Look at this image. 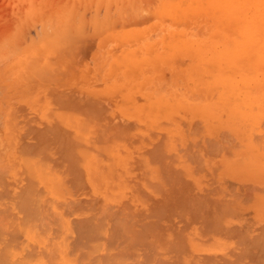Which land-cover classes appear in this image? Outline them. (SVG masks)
Wrapping results in <instances>:
<instances>
[{"label":"rangeland","instance_id":"obj_1","mask_svg":"<svg viewBox=\"0 0 264 264\" xmlns=\"http://www.w3.org/2000/svg\"><path fill=\"white\" fill-rule=\"evenodd\" d=\"M0 177L3 264H264V0H0Z\"/></svg>","mask_w":264,"mask_h":264},{"label":"bare ground","instance_id":"obj_2","mask_svg":"<svg viewBox=\"0 0 264 264\" xmlns=\"http://www.w3.org/2000/svg\"><path fill=\"white\" fill-rule=\"evenodd\" d=\"M98 1H99V0H98ZM100 2H102V1H100ZM97 3H99V2H97ZM108 13H109V12H108ZM63 18H64V17H63ZM65 18H66V17H65ZM70 19H71V18H70ZM66 21H67V20H66ZM70 22H71V21H70ZM67 23H68V22H67ZM71 23H72V22H71ZM102 23H104V22L102 21ZM65 24H66V22H65ZM71 25H72V24H71ZM46 26H47V25H46ZM47 27H48V26H47ZM97 27H98V26H97ZM48 29H49V28H48ZM68 35H69V34H68ZM72 35H73V34H72ZM52 98H53V97H52ZM239 106H240V105H239ZM239 106H238V107H239ZM240 108H241V107H240ZM243 110H244V109H243ZM43 125H44V124H43ZM63 136H64V135H63ZM29 152H30V151H29ZM23 162H24V161H23ZM1 166H2V165H1ZM31 166H32V165H31ZM32 168H33V167H32ZM27 170H28V169H27ZM2 171H3V170H2ZM8 172H9V171H8ZM34 173H35V172H34ZM0 178H1V177H0ZM15 179H16V178H15ZM15 179H14V180H15ZM12 180H13V179H12ZM10 183H11V182H10ZM18 183H19V182H17L16 184H18ZM22 184H23V183H21V185H22ZM25 184H26V183H25ZM19 186H20V184H19ZM16 188H17V187H16ZM19 188H20V187H19ZM19 188H18V189H19ZM50 188H51V187H50ZM18 189H17V190H18ZM5 190H6V189H5ZM17 190H16V192H15L16 194L18 193ZM21 190H22V189H21ZM24 190L27 191V190H29V189H24ZM24 190H23V192H24ZM32 190H33V189H32ZM19 191H20V190H19ZM30 191H31V189H30ZM23 192H22V193H23ZM27 192H28V191H27ZM33 192H34V191H33ZM22 193L20 192L19 195H18V194H17V195L15 194L14 199H13L14 203L12 204V207L15 208V209H18V210H20V211H27V212H28L29 209H30V206H31V205H30V203L27 202V200H26V204L23 205V201H24L26 198H25L23 195L20 196V194H22ZM28 193H29V192H28ZM34 193H35V192H34ZM25 194H26V192H25ZM31 194H32V193H31ZM35 194L37 195V193H35ZM33 195H34V194H33ZM26 196H29V194H26ZM32 197H33V196H32ZM34 198H36V197H34ZM34 198H33V199H34ZM31 200H32V199H31ZM28 201H29V200H28ZM24 202H25V201H24ZM33 202H34V201H33ZM35 202H36V200H35ZM42 204H43V203H42ZM37 205H39V204H37ZM43 205H44V204H43ZM35 206H36V205H35ZM45 207H46V205H45ZM6 208H7V207H6ZM4 209H5V207H4ZM43 209H44V207H43ZM30 210H31V209H30ZM44 211H46V210H44ZM3 212H5V211L3 210ZM7 212L11 213L10 211H7ZM15 213H17V212H15ZM41 213H43V210H42ZM4 214H5V213H4ZM12 214H13V213H12ZM23 214H24V213H23ZM35 214H36V213H35ZM37 214H38V213H37ZM7 215H8V214H7ZM9 215H10V214H9ZM21 215H22V214H21ZM32 215H33V214H32ZM38 215H39V214H38ZM4 216H5V215H3V217H4ZM16 216H17V215H16ZM24 216H25V214H24ZM40 216H41V214H40ZM45 216H46V215H45ZM3 217H2V218H3ZM7 217H8V216H7ZM14 217H15V216H14ZM35 217H37V215H36ZM42 217H43V216H42ZM16 218H17V217H16ZM24 218H25V217H24ZM24 218H22L24 222L21 221L22 223H19V224H20V230H21V227L24 229V228H26L25 226H27L29 223H32L31 221H30V222L26 221V222H28V223H26V222H25V219H26V218H25V219H24ZM0 219H1V218H0ZM33 219H34V218H33ZM43 219H45V218H42V220H43ZM20 220H21V218H20ZM34 220H38V219H34ZM5 221H6V220H5ZM7 222H8V221H6L5 223L7 224ZM12 222H13V221H12ZM37 222H38V221H37ZM41 222H42V221H41ZM87 222H88V221H87ZM10 223H11V222H10ZM23 223H26V225H23ZM43 223H44V222H43ZM43 223H42V225H44ZM21 224H22L23 226H22ZM32 225H33V224H32ZM39 225H40V223H39ZM1 226H4V225L1 223ZM16 226H18V225H16ZM28 226H29V225H28ZM29 227H30V226H29ZM29 227H28L27 229H29ZM36 227H37V226H36ZM39 227H40V226H39ZM13 228H14V227H13ZM3 229H4V227H3ZM5 229H6V228H5ZM14 229H15V228H14ZM23 229H22V231H20V230H19V231H20V232H24ZM36 229L38 230V227L34 229V232H35ZM16 230L18 231L17 227H16ZM16 230H15V231H16ZM24 230H25V229H24ZM30 230H31V228H30ZM37 230H36V232H37ZM0 232H1V231H0ZM12 232H13V231H12ZM20 232H19V233H20ZM236 232H237V231H236ZM38 233H39V231H38ZM226 233H227V232H226ZM258 233H259V232H258ZM16 234H17V233H16ZM34 234H36V236H38L37 233H34ZM34 234H33V235H34ZM234 234H235V232H234ZM30 235H32V234H30ZM33 235H32V236H33ZM34 236H35V235H34ZM36 236H35V237H36ZM240 236H241V235H240ZM1 237H3V236H1ZM5 237H6V236H5ZM39 238H40V237H39ZM261 238H262V236H261ZM14 240H15V239H14ZM14 240H13V241H14ZM16 240H17V238H16ZM7 241H8V239H7ZM238 241H239V240H238ZM238 241H237V243H238ZM0 245H2V244H0ZM6 245H7V244H6ZM236 245H237V244H236ZM8 246H9V245H8ZM19 246H20V245H19ZM32 246L34 247L33 244H32ZM32 246L29 245V247H31V248H32ZM0 247H1V246H0ZM17 247H18V246H17ZM7 248H8V247H7ZM41 249H42V248H41ZM2 250H3V249H2ZM26 250H27V249H26ZM42 250H43V249H42ZM245 251H246V250H245ZM41 252H43V251H41ZM0 253H3V252H1V249H0ZM4 253H5V251H4ZM8 253H9V252H8ZM26 253H27V252H26ZM10 254H11V253H10ZM30 254H31V253L29 252L28 255L30 256ZM40 254H41V253H39V255H40ZM4 255H5V254H4ZM24 255H25V254H24ZM5 256H8V254L5 255ZM41 256H42V259H43V258H44V257H43V256H44L43 253L41 254ZM25 257H26V256H25ZM35 257H36V256H35ZM30 258H31V257H30ZM0 260H1V259H0ZM27 260H28V258H27ZM43 260H45V259H43ZM29 261H30V260H29ZM38 261H39V260H38ZM225 261L227 262V260H225ZM238 261H240V260H238ZM238 261H236V262H238ZM31 262H32V260H31ZM31 262H30V263H31ZM35 262H36V261H35ZM41 262H42V261H41ZM43 262L46 264V261H43ZM48 262H49V261H47V263H48ZM33 263H34V262H33ZM0 264H3V263L0 261ZM13 264H14V263H13ZM16 264H17V263H16ZM25 264H27V262H25ZM39 264H40V263H39ZM52 264H53V263H52ZM225 264H226V263H225Z\"/></svg>","mask_w":264,"mask_h":264}]
</instances>
